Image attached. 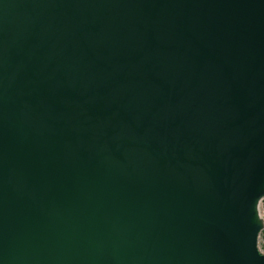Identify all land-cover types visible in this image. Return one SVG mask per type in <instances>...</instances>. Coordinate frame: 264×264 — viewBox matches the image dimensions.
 I'll list each match as a JSON object with an SVG mask.
<instances>
[{
  "label": "water",
  "instance_id": "obj_1",
  "mask_svg": "<svg viewBox=\"0 0 264 264\" xmlns=\"http://www.w3.org/2000/svg\"><path fill=\"white\" fill-rule=\"evenodd\" d=\"M264 0H0V264H264Z\"/></svg>",
  "mask_w": 264,
  "mask_h": 264
},
{
  "label": "rangeland",
  "instance_id": "obj_2",
  "mask_svg": "<svg viewBox=\"0 0 264 264\" xmlns=\"http://www.w3.org/2000/svg\"><path fill=\"white\" fill-rule=\"evenodd\" d=\"M259 213L264 223V201H262V203L260 204ZM258 246L260 251L264 253V231L260 235Z\"/></svg>",
  "mask_w": 264,
  "mask_h": 264
},
{
  "label": "built area",
  "instance_id": "obj_3",
  "mask_svg": "<svg viewBox=\"0 0 264 264\" xmlns=\"http://www.w3.org/2000/svg\"><path fill=\"white\" fill-rule=\"evenodd\" d=\"M263 231H264V230H263ZM263 231H262V232H263Z\"/></svg>",
  "mask_w": 264,
  "mask_h": 264
}]
</instances>
